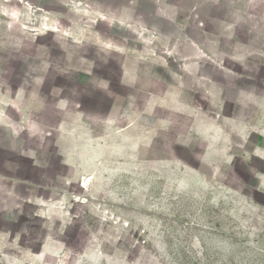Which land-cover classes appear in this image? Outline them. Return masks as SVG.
Returning a JSON list of instances; mask_svg holds the SVG:
<instances>
[{"label":"rangeland","instance_id":"1","mask_svg":"<svg viewBox=\"0 0 264 264\" xmlns=\"http://www.w3.org/2000/svg\"><path fill=\"white\" fill-rule=\"evenodd\" d=\"M49 1L56 25L88 24L92 40L105 28L95 9L115 12L123 2L0 0L8 31L0 38L15 39L18 28L35 38ZM79 7L89 10L76 14ZM262 27V35L234 31L264 44ZM63 37L56 32L71 44ZM256 79L260 109L226 105L208 141L188 120L116 133L89 114L94 137L62 144L70 156L47 126L30 129V154L0 150V264H264V67Z\"/></svg>","mask_w":264,"mask_h":264},{"label":"crops","instance_id":"2","mask_svg":"<svg viewBox=\"0 0 264 264\" xmlns=\"http://www.w3.org/2000/svg\"><path fill=\"white\" fill-rule=\"evenodd\" d=\"M39 8L35 38L22 28L15 39L0 38V150L30 154L25 141L40 126L56 129L61 151L64 143H87L94 137L89 114L116 133L188 120L191 134L208 141L213 128L221 131L226 105L261 107L263 37L243 42L234 30L261 34L264 0H123L115 12L95 9L97 26L105 28L94 40L88 24L56 25L50 1ZM5 23L0 34L7 35ZM57 31L71 44L57 42Z\"/></svg>","mask_w":264,"mask_h":264}]
</instances>
